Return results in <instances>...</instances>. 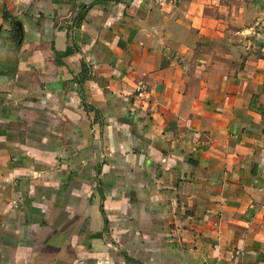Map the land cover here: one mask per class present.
I'll return each instance as SVG.
<instances>
[{
	"label": "crops",
	"instance_id": "1",
	"mask_svg": "<svg viewBox=\"0 0 264 264\" xmlns=\"http://www.w3.org/2000/svg\"><path fill=\"white\" fill-rule=\"evenodd\" d=\"M0 264H264V0H0Z\"/></svg>",
	"mask_w": 264,
	"mask_h": 264
},
{
	"label": "built area",
	"instance_id": "2",
	"mask_svg": "<svg viewBox=\"0 0 264 264\" xmlns=\"http://www.w3.org/2000/svg\"><path fill=\"white\" fill-rule=\"evenodd\" d=\"M156 6H165L173 3L174 0H151ZM147 85L143 82H139L135 90V100H141L147 94Z\"/></svg>",
	"mask_w": 264,
	"mask_h": 264
}]
</instances>
